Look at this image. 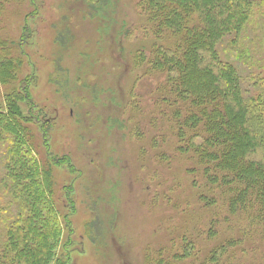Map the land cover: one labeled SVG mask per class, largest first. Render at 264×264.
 I'll list each match as a JSON object with an SVG mask.
<instances>
[{"label":"rangeland","instance_id":"1","mask_svg":"<svg viewBox=\"0 0 264 264\" xmlns=\"http://www.w3.org/2000/svg\"><path fill=\"white\" fill-rule=\"evenodd\" d=\"M93 1L10 0L0 16V35L9 40L16 62L14 82L0 84V110L12 94L35 148L59 164H44L52 183L43 191L48 199L53 191L56 210L67 217L57 263L210 260L215 244L204 228L217 238L232 233L214 222L219 210L210 211L201 198H224L227 187H200L193 162L181 151L184 129L173 122L174 107L170 122V73L147 64L152 48L175 39H156L145 29L137 10L142 0ZM255 3L248 24L223 37L216 59L207 62L233 68L245 103L262 116L264 0ZM25 25L31 34L24 38ZM195 69L194 83L208 93L205 100L218 105L221 94H209L207 73L200 65ZM217 120L234 142L236 129L224 113ZM9 160L8 145L0 140V264H18L12 247L4 259L8 231L22 213Z\"/></svg>","mask_w":264,"mask_h":264},{"label":"trees","instance_id":"2","mask_svg":"<svg viewBox=\"0 0 264 264\" xmlns=\"http://www.w3.org/2000/svg\"><path fill=\"white\" fill-rule=\"evenodd\" d=\"M9 1L0 0V16ZM139 5L145 29L156 39H175L170 46L152 48L147 64L164 75L170 73L166 87L172 97L170 122L174 107L173 122L184 129L181 136L186 148L181 151L193 162L201 188L219 192L227 187L224 198L205 194L201 199L210 211L219 210L214 222L232 236L217 238L212 228H204L215 245L208 251L210 260L200 264H264V114L260 116L258 108L245 103L233 68H215L207 62L216 59L215 46L223 37L241 32L248 24L255 0H142ZM22 34L24 38L31 34L26 25ZM9 45L0 35V84L4 85L16 79ZM196 65L207 73L209 94H221L218 105L205 100L208 93L194 83ZM28 81L22 88L26 98ZM220 112L236 129L234 142L217 120ZM26 123L13 95L8 94L7 106L0 110V140L8 145L13 195L20 200L22 213L9 227L10 246L4 259L12 247L18 264H58L56 250L67 217L56 210L53 191L49 199L43 193L51 186L47 167L54 162L35 148L36 138ZM192 237L191 233L186 240Z\"/></svg>","mask_w":264,"mask_h":264}]
</instances>
